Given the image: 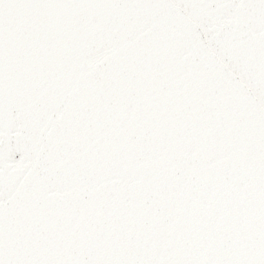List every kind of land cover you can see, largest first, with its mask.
<instances>
[{
  "label": "snow or ice",
  "instance_id": "1",
  "mask_svg": "<svg viewBox=\"0 0 264 264\" xmlns=\"http://www.w3.org/2000/svg\"><path fill=\"white\" fill-rule=\"evenodd\" d=\"M0 264H264V0H0Z\"/></svg>",
  "mask_w": 264,
  "mask_h": 264
}]
</instances>
